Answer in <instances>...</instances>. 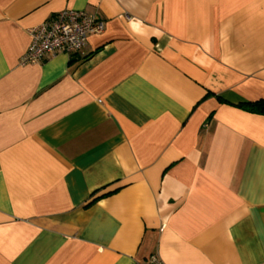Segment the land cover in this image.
<instances>
[{
  "label": "crops",
  "instance_id": "crops-1",
  "mask_svg": "<svg viewBox=\"0 0 264 264\" xmlns=\"http://www.w3.org/2000/svg\"><path fill=\"white\" fill-rule=\"evenodd\" d=\"M261 98L264 0H0V264H264Z\"/></svg>",
  "mask_w": 264,
  "mask_h": 264
},
{
  "label": "built area",
  "instance_id": "built-area-1",
  "mask_svg": "<svg viewBox=\"0 0 264 264\" xmlns=\"http://www.w3.org/2000/svg\"><path fill=\"white\" fill-rule=\"evenodd\" d=\"M127 19L129 17L125 15ZM104 22L99 15L75 9H63L28 29L30 41L19 63H34L57 53L73 54L85 45L90 34L101 33ZM144 264H165L151 254Z\"/></svg>",
  "mask_w": 264,
  "mask_h": 264
},
{
  "label": "trees",
  "instance_id": "trees-1",
  "mask_svg": "<svg viewBox=\"0 0 264 264\" xmlns=\"http://www.w3.org/2000/svg\"><path fill=\"white\" fill-rule=\"evenodd\" d=\"M237 106L251 112L264 114V98H261L254 102L240 103ZM99 196L100 195H98L97 197Z\"/></svg>",
  "mask_w": 264,
  "mask_h": 264
}]
</instances>
